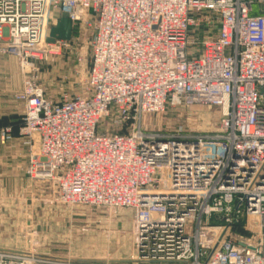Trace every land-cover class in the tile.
<instances>
[{"label":"built area","instance_id":"1","mask_svg":"<svg viewBox=\"0 0 264 264\" xmlns=\"http://www.w3.org/2000/svg\"><path fill=\"white\" fill-rule=\"evenodd\" d=\"M62 12L91 56L82 92L54 101L30 72L69 47L46 42ZM0 54L26 73L25 176L60 205L130 210L131 263L264 264V0H0ZM179 105L218 107L217 133L142 129ZM42 262L0 248V264Z\"/></svg>","mask_w":264,"mask_h":264},{"label":"rangeland","instance_id":"2","mask_svg":"<svg viewBox=\"0 0 264 264\" xmlns=\"http://www.w3.org/2000/svg\"><path fill=\"white\" fill-rule=\"evenodd\" d=\"M256 9L254 6V12ZM90 40L89 30L74 28L67 49L35 62L30 74L49 99L57 101L82 92L90 64ZM25 74L15 57L0 55V76L6 75L13 88L22 86ZM220 119L218 107L179 105L144 115L141 127L148 132L181 129L213 135ZM5 166L0 156L1 246L30 252L44 261L39 264H133L130 210L57 204V186L52 181L31 180L20 170ZM11 193L16 194L13 197ZM8 197L14 198L8 200L13 206L6 203ZM235 233L249 237L242 228H236Z\"/></svg>","mask_w":264,"mask_h":264},{"label":"crops","instance_id":"3","mask_svg":"<svg viewBox=\"0 0 264 264\" xmlns=\"http://www.w3.org/2000/svg\"><path fill=\"white\" fill-rule=\"evenodd\" d=\"M21 87L22 86L19 85L13 88L12 85L8 84L6 75L0 76V125H12L14 127V140L8 145L0 146V156L6 161V169L11 168V170H20L24 174V169L28 164L29 147L24 143L26 138L19 137L16 130L23 115V106L12 98L13 93L20 91ZM11 194L14 197L16 193ZM6 199V203H11L8 206L14 205V202L8 201L14 198L8 197ZM9 208L10 207H8V209ZM2 214L4 215V213ZM1 233L3 232L0 231V235ZM1 245L0 248H4V246Z\"/></svg>","mask_w":264,"mask_h":264},{"label":"water","instance_id":"4","mask_svg":"<svg viewBox=\"0 0 264 264\" xmlns=\"http://www.w3.org/2000/svg\"><path fill=\"white\" fill-rule=\"evenodd\" d=\"M73 35V28L65 12H62L55 26L49 30V36L46 38L47 43H53L56 39L70 41Z\"/></svg>","mask_w":264,"mask_h":264}]
</instances>
